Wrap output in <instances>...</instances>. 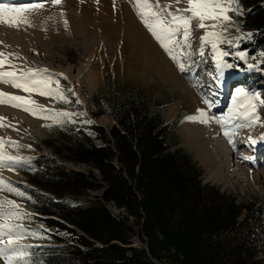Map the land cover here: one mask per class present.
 Masks as SVG:
<instances>
[{
  "label": "trees",
  "instance_id": "trees-1",
  "mask_svg": "<svg viewBox=\"0 0 264 264\" xmlns=\"http://www.w3.org/2000/svg\"><path fill=\"white\" fill-rule=\"evenodd\" d=\"M236 7L227 59L247 66L235 55L244 52L264 72V0H237ZM88 106L91 118L107 116L113 125L61 119L42 142L52 156L41 154L23 171L43 192L21 201L35 213L27 221L60 244L45 252V264H264L250 206L203 184V170L178 147L182 111L169 121L160 99L124 83H107Z\"/></svg>",
  "mask_w": 264,
  "mask_h": 264
},
{
  "label": "rangeland",
  "instance_id": "rangeland-1",
  "mask_svg": "<svg viewBox=\"0 0 264 264\" xmlns=\"http://www.w3.org/2000/svg\"><path fill=\"white\" fill-rule=\"evenodd\" d=\"M149 2L154 6L157 4V0ZM27 3L43 4V8L31 17L32 26L22 23L19 27H8L0 24V53L8 56V61L0 71H15L20 76L30 69L46 70L45 77L49 78L47 87L60 89L68 101L65 103L55 95L40 94L38 91L26 92L10 84L0 83V92L34 101L35 104L29 102L25 107L39 106L43 110L40 115H33L21 108L0 104V117L4 118L0 120V124L6 125L0 127V138L11 139L21 146L17 149L4 145V148L11 155L22 158L20 164L11 168H0V177L25 194L17 196L9 191H0V201L12 200L19 205L18 210L22 215L27 214L22 219L0 218V224L21 226L23 238L20 243L30 246V264H45V252L60 244L49 236L45 227L27 221V217L35 213L23 206L21 201L34 202L31 191L41 194L43 192L27 182L23 171L31 169L34 159L41 154L52 156L42 142L48 138L49 128L61 119L67 118L82 124L95 122L106 128L113 125V121L107 116L97 120L91 118L88 110V97L104 91L107 83L112 86L131 84L136 89L146 90L165 105V114L169 121L182 111L185 119L177 128L178 147L186 149L203 170V184L215 186L221 192L234 197L238 203L250 206L255 241L264 261V155L257 160L258 148L261 147L264 152V141L261 140L264 137V105H260L259 101L254 102L257 105L255 114H258L259 120L250 125L252 132L247 136L248 141L245 140L252 144L231 149L234 155L227 171L210 169L201 164L197 150L191 149L187 144L183 128L189 119L200 116L201 111L210 122L211 114H218L215 108L225 103L228 108L223 117L229 115L233 100L237 99V87H243L249 93H257L264 100V72L248 70L247 66L229 61L225 56L223 60L233 67L224 69L223 83H219L216 79L219 69L216 68L211 43H204L201 39L208 32L216 31L221 33L224 41H232L237 37L236 23L231 19L230 22L213 29L209 26L216 24L215 20H204V28L199 27V19L192 20L191 35L188 38L190 48L183 43L181 29L172 45L176 48L180 61L189 68V71L181 72L177 62L141 21L135 0H61L58 5L50 3L49 0H28L21 4ZM158 4L159 7L154 8L156 11L166 8L167 12L191 14L186 12L189 8L188 0H158ZM65 20L68 22L67 27ZM226 45L229 44L219 43L218 48L225 51ZM201 48L203 56L200 55ZM243 111L244 108L241 107L239 112ZM57 113L69 115L56 117ZM230 128L235 127L228 126L227 130ZM234 139L232 136L229 142ZM241 143L243 142L240 141L239 144ZM242 154L243 157L236 160ZM66 165L71 170L88 171L85 166L71 163ZM217 172H222L223 181H217ZM98 194L93 193L90 199L95 200ZM84 201L85 199L80 200ZM109 209L115 216L123 215V211L114 206H109ZM0 210L11 209L4 206ZM134 246L141 247L143 243L135 239ZM0 264H6L3 257H0Z\"/></svg>",
  "mask_w": 264,
  "mask_h": 264
},
{
  "label": "snow or ice",
  "instance_id": "snow-or-ice-1",
  "mask_svg": "<svg viewBox=\"0 0 264 264\" xmlns=\"http://www.w3.org/2000/svg\"><path fill=\"white\" fill-rule=\"evenodd\" d=\"M49 2L58 5L61 3V0H49ZM177 2H179V0H177ZM188 3L189 8L186 12H190V15L167 12L166 8L156 11L154 8L159 7L158 0L155 6L150 3L149 0H135L136 11L141 21L160 43L161 47H163L169 56L177 62L181 72L189 71V68L180 61L176 48L172 47V45L175 44L176 36L181 32V29H183V43L190 48L191 44L188 38L191 35L190 23L192 20L199 19L200 28L205 27V24L203 23L204 20H215L217 23L209 26L215 29L221 27L225 22L231 21V17L227 15L229 11L237 12V14H239L238 8L236 7L237 0H188ZM42 8L43 4L38 3L21 4L17 3L16 0H11L10 3L0 2V24L7 25L8 27H19L22 23L32 26L31 17L38 13ZM165 13H167V15H165ZM64 24L65 27H67V20L64 21ZM201 39L204 43H211L216 58V68L219 69L216 79L219 83H223L224 69L231 68L233 65L223 60V57L228 56L229 53L221 51L218 48V44L228 43L231 45L233 42L230 40L224 41L221 33L216 31L208 32L207 35L203 36ZM200 55L203 56V48L200 50ZM235 55L238 56L240 60L245 61L248 70L260 71L257 66L248 63L246 53L239 52ZM261 56L264 57V53H261ZM7 61L8 56L4 53H0V68H2ZM12 67L14 68L15 66L13 65ZM45 72L46 70L30 69L27 73L17 76L15 71H0V83L10 84L11 86L22 89L26 92L38 91L40 94L55 95L56 98L67 103L68 101L60 89H49L47 87L49 78L45 77ZM235 94L237 99L233 100V107L230 109L229 117L224 118L222 122L227 123L229 119L235 117L237 114L248 121L249 125L254 121H258L259 116L258 114H255L257 105L254 102L259 101L260 105H264V100L260 99L257 93L246 92L243 87H237L235 89ZM29 102L35 104L34 101L25 100L24 97L0 92V104H8L12 107H18L24 111L31 112L33 115H40L43 110L39 106L33 108L25 107ZM205 103H208V101L205 100ZM241 107L244 108L243 112H239ZM68 115V113H57L56 117H67ZM200 115L203 118L205 113L201 111ZM3 119L4 118L0 117V120ZM202 122L206 121L202 120ZM4 126L6 125L0 124V127ZM225 135H228L231 140L230 133L225 132ZM261 140L264 141V137H261ZM253 143H255V141H253ZM4 145L15 147L17 149L21 147L11 139L5 140L0 138V168H11L16 164H20L22 158L11 155L5 150ZM0 191H9L17 196L25 195L23 192L4 181L2 177H0ZM4 206L11 210H0V218L2 219H22L23 215H27L26 213L22 215L18 210L19 205L12 200L0 201V207ZM22 238L23 230L21 226H14L9 223L0 224V257L4 258L6 264H30L28 260V248L30 246L20 243Z\"/></svg>",
  "mask_w": 264,
  "mask_h": 264
},
{
  "label": "bare ground",
  "instance_id": "bare-ground-1",
  "mask_svg": "<svg viewBox=\"0 0 264 264\" xmlns=\"http://www.w3.org/2000/svg\"><path fill=\"white\" fill-rule=\"evenodd\" d=\"M0 1L11 2V0ZM26 1L28 0H16L17 3H23ZM227 97H229V94H227ZM227 108L226 103L222 106L216 107L215 112L218 113L219 116L218 114H211L210 122L206 116L202 118L200 115L197 116L196 119H189L190 121H187L183 126L184 134L187 136V144L191 149L197 150L199 162L207 168H216L218 171H222V169H225L226 171L229 170V167L231 166V157L234 155L231 149H237L242 147L243 144L248 145L251 143L247 142V136L252 132L249 129L250 125L248 124V121L241 118V116L237 117L236 115L229 119L227 123L222 122L224 118L229 117V115L223 117ZM217 117H220V119H217ZM202 120L206 122H202ZM228 126H233L235 128L227 130ZM225 132L230 133L231 137L233 136L235 138L233 142H229V136L225 135ZM219 135H221V139H219ZM240 141L243 143L239 144ZM243 155L244 154L240 157H236V160L241 159ZM262 155H264V152L261 150V147H259L257 160H260ZM215 178L217 181L224 180L222 172H217Z\"/></svg>",
  "mask_w": 264,
  "mask_h": 264
},
{
  "label": "built area",
  "instance_id": "built-area-1",
  "mask_svg": "<svg viewBox=\"0 0 264 264\" xmlns=\"http://www.w3.org/2000/svg\"><path fill=\"white\" fill-rule=\"evenodd\" d=\"M158 264H167V263H164V262H163V263H158Z\"/></svg>",
  "mask_w": 264,
  "mask_h": 264
}]
</instances>
